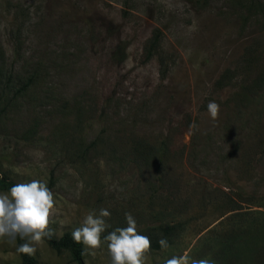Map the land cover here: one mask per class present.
Returning <instances> with one entry per match:
<instances>
[{
	"label": "rangeland",
	"instance_id": "1",
	"mask_svg": "<svg viewBox=\"0 0 264 264\" xmlns=\"http://www.w3.org/2000/svg\"><path fill=\"white\" fill-rule=\"evenodd\" d=\"M0 172L46 183L55 237L106 208L102 236L132 214L146 264H264V0H0Z\"/></svg>",
	"mask_w": 264,
	"mask_h": 264
},
{
	"label": "clouds",
	"instance_id": "2",
	"mask_svg": "<svg viewBox=\"0 0 264 264\" xmlns=\"http://www.w3.org/2000/svg\"><path fill=\"white\" fill-rule=\"evenodd\" d=\"M207 112L212 120L218 114L219 106L215 101L207 104ZM55 201L52 191L43 180L32 179L24 183L13 184L0 192V243L15 247L17 254L32 256L37 245L43 239H51L53 229L49 227L50 215H53ZM106 208L88 212L71 231L74 243L81 244V257L95 256L96 249L106 247L109 264H146V257L151 248L147 235L137 229L132 214L125 212V225L111 231L106 219L110 216ZM62 226V222L57 221ZM17 238L24 241L17 244ZM157 243L162 250L168 249L166 239ZM87 264V262H86ZM154 264H215L211 257L196 259L187 253L172 254L170 257L157 259Z\"/></svg>",
	"mask_w": 264,
	"mask_h": 264
},
{
	"label": "trees",
	"instance_id": "3",
	"mask_svg": "<svg viewBox=\"0 0 264 264\" xmlns=\"http://www.w3.org/2000/svg\"><path fill=\"white\" fill-rule=\"evenodd\" d=\"M149 53L150 55H152V52H149ZM143 152L146 154L147 151H143ZM161 157H162L161 155L158 156L159 167L161 164V159H160ZM13 184H17V182H15L13 179L6 176L4 173L0 172V191H6V189ZM262 223L264 222L262 221ZM170 229H173V227ZM43 241L51 249H53L56 252L66 251L68 255L70 256L71 261L74 264H84L85 256L81 257V254H80L83 246L81 244H77L73 242L71 238V231H65L59 237H55L53 235L51 239H43ZM252 241H254L255 245L256 243H258L262 246V253L264 255V226L263 224L259 227V229H257L256 235L254 236V240H248L250 244ZM23 242L24 241H21L19 240V238H17V241H16L17 244H20ZM154 245H156L157 248H160V245L158 243H155ZM17 255L20 259V264H36L37 263L34 255L32 256H29L27 254H17Z\"/></svg>",
	"mask_w": 264,
	"mask_h": 264
}]
</instances>
